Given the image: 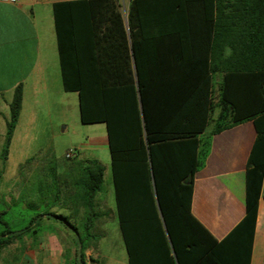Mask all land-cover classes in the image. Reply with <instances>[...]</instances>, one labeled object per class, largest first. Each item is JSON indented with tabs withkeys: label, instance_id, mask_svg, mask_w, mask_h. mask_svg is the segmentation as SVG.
Wrapping results in <instances>:
<instances>
[{
	"label": "trees",
	"instance_id": "trees-1",
	"mask_svg": "<svg viewBox=\"0 0 264 264\" xmlns=\"http://www.w3.org/2000/svg\"><path fill=\"white\" fill-rule=\"evenodd\" d=\"M52 14L62 90L76 93L81 124L105 129L127 264H247L256 201L264 199V0H128L124 14L117 0H73L54 4ZM20 106L17 85L2 161ZM247 121L255 138L245 164L246 213L216 241L190 213L193 176L211 137ZM66 160L19 165L17 198H0V252L35 233L41 217L82 231L72 264L96 249L84 233L99 216L93 198L104 168ZM17 204L22 223L14 215L4 222ZM24 210L35 212L26 223ZM78 216L82 224L70 225Z\"/></svg>",
	"mask_w": 264,
	"mask_h": 264
},
{
	"label": "crops",
	"instance_id": "crops-1",
	"mask_svg": "<svg viewBox=\"0 0 264 264\" xmlns=\"http://www.w3.org/2000/svg\"><path fill=\"white\" fill-rule=\"evenodd\" d=\"M66 1L73 0L0 2V99L7 111L13 89L17 85L21 86V106L10 143L19 126L24 107L29 124L35 121L39 113L45 115L50 123L51 119L66 123L69 116L74 112L78 113L76 93L62 90L53 27L52 6ZM117 1L124 14L128 0ZM5 120L4 117V124ZM254 138L255 132L250 121L212 136L204 165L193 176L190 213L216 241L225 238L246 213L245 164ZM102 139L107 147L106 134ZM74 157L80 159L79 152H75ZM108 169L110 174V167ZM104 173L105 168L103 176ZM110 186L112 205L108 208L106 198L101 196L103 192L101 187L93 198L94 209L99 216L92 221L93 227L84 233L97 241L103 240L109 231L115 230L119 234L115 210L113 212L112 208L114 199L111 175ZM51 211L57 215L67 216L64 210ZM82 220L78 216L69 219L68 222L77 227L82 224ZM109 222H111L110 230ZM34 231L35 233L26 235L27 239L37 243L31 250L33 264H37L38 255L42 257V264H67L63 253L70 248L72 255L71 259L68 258V264H72L74 241L78 236L83 235L81 230L76 232L65 223L41 217ZM63 243H71L72 246L67 245L64 249ZM92 253H95L93 249L83 252L84 264H97L92 260ZM124 256V262L127 264L125 250ZM247 264H264V199L262 197L256 201Z\"/></svg>",
	"mask_w": 264,
	"mask_h": 264
},
{
	"label": "rangeland",
	"instance_id": "rangeland-1",
	"mask_svg": "<svg viewBox=\"0 0 264 264\" xmlns=\"http://www.w3.org/2000/svg\"><path fill=\"white\" fill-rule=\"evenodd\" d=\"M53 96V95H52ZM26 107H24L19 126L16 130L15 136L7 149V156L4 161L0 160V198L4 197V201L9 203L10 198H17L18 188L22 184L21 177L18 174V167L27 159L36 157L37 161L53 159L56 165H62L67 162L64 157L68 150H75L79 152V158L82 160H96L104 168L105 173L102 183L103 198H106L108 208L112 205L110 174H109V155L108 150L103 142L105 135L104 126L102 124H81L79 115L74 112L69 116L66 123H59L51 119H46L45 115L38 114L32 124H29L26 116ZM8 118V111L2 104L0 99V151L3 145L4 136V121L3 118ZM50 126V127H49ZM77 150V151H76ZM27 177V174H26ZM25 175L22 178H26ZM0 208L2 206L0 205ZM13 212L8 216H3L4 222H7L8 217L14 215L19 221V216L15 215L19 210V205L13 207ZM114 212V206H112ZM24 223L27 222L30 216L35 212L31 210H24ZM115 221V219H114ZM116 222L114 227L116 228ZM111 228L109 222L108 229ZM2 227L0 226V231ZM90 240V244L95 242L96 249L93 247L86 250L95 251L96 257L92 255V260L97 264H125L124 250L118 232H108V235L103 239L97 241ZM37 243L27 239L26 236L20 241H15L6 249L0 252V264H33L31 259L32 247ZM72 246L71 243H63L64 249ZM72 249H66L63 257L67 260L71 259ZM37 264H42V257L37 256ZM91 264V263H90Z\"/></svg>",
	"mask_w": 264,
	"mask_h": 264
},
{
	"label": "built area",
	"instance_id": "built-area-1",
	"mask_svg": "<svg viewBox=\"0 0 264 264\" xmlns=\"http://www.w3.org/2000/svg\"><path fill=\"white\" fill-rule=\"evenodd\" d=\"M0 2H1V3H15L16 0H0ZM74 155H75V150H68V151L65 153L64 157H65L66 159H71V158L74 157Z\"/></svg>",
	"mask_w": 264,
	"mask_h": 264
}]
</instances>
